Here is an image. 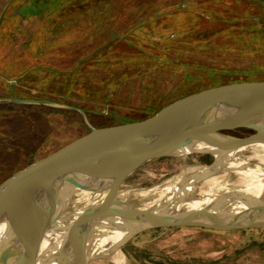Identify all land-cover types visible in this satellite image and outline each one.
<instances>
[{"label":"rangeland","instance_id":"rangeland-1","mask_svg":"<svg viewBox=\"0 0 264 264\" xmlns=\"http://www.w3.org/2000/svg\"><path fill=\"white\" fill-rule=\"evenodd\" d=\"M74 2L84 3L83 10L76 14L79 19L75 26L88 29V42L64 50L59 60L49 59L47 68L39 71L44 79L42 89L34 86V74L24 82H14L11 72L8 78L13 86L0 84V100L45 102L80 109L93 127L104 128L151 117L153 108L192 87H209L248 77L264 79V0H219L214 13L205 6L212 0H105L91 6L85 0ZM168 7L176 10L171 13ZM188 12H194L196 22L184 25L179 21ZM24 16L27 18L25 22L20 20V26L37 21L38 17L28 11ZM147 20L151 22L131 29L134 21ZM152 26L155 27L151 30ZM123 27L127 29L121 31ZM192 32L210 33L212 39L190 43L186 38ZM103 50L110 55L100 56V60L107 59V64L116 70L122 67L131 70L132 76L112 69L107 82L100 79L104 94L93 96V101L68 99L60 94L61 90H55L66 85L76 69L85 74L83 84L96 80L101 72L89 68L98 65V52ZM35 106L38 105L0 106V184L23 167L90 132L75 110ZM228 134L246 138L252 132L239 130ZM258 150L257 146L249 148L240 155L244 163L237 164L244 170L255 169L252 162L264 165L263 156L256 155ZM213 161L212 155L201 154L148 162L123 183L119 196L136 207L153 205L165 198L166 185L179 182L189 169L207 167ZM246 162L252 166H246ZM225 173L218 175L225 186L217 193L245 189L242 174ZM212 188L210 182L203 183L195 195L199 197L201 192ZM106 194V189L89 192L87 197L77 194L66 213L72 214L87 202L101 201ZM122 252L132 264H264V229L234 232L159 229L133 238ZM89 264L114 263L96 260Z\"/></svg>","mask_w":264,"mask_h":264},{"label":"water","instance_id":"water-1","mask_svg":"<svg viewBox=\"0 0 264 264\" xmlns=\"http://www.w3.org/2000/svg\"><path fill=\"white\" fill-rule=\"evenodd\" d=\"M10 104L75 110L90 132L23 167L0 184V264H7L11 250L21 243L28 246L10 264H89L96 260L118 264L112 260L117 252H122L133 238L153 230L264 229V197L224 201L217 197L197 209L187 205L196 200L195 191L208 177L230 171L237 162H243V152L264 145V81L201 91L172 102L143 121L104 128L93 127L80 109L0 100V106ZM239 130L252 134L246 138L228 134ZM201 154L212 155L214 161L202 176L196 177L197 172L183 175L176 184H180L178 193L187 192L181 199L175 192L149 209H141L120 198V187L146 163ZM105 189L107 194L101 201L87 202L72 214L66 213L77 194ZM113 207L121 208L114 214H104ZM65 218L67 230L60 247L54 249L53 245L34 254L47 227ZM108 236L117 240L106 242ZM99 238L104 241L98 243ZM125 257L127 264H132Z\"/></svg>","mask_w":264,"mask_h":264},{"label":"trees","instance_id":"trees-1","mask_svg":"<svg viewBox=\"0 0 264 264\" xmlns=\"http://www.w3.org/2000/svg\"><path fill=\"white\" fill-rule=\"evenodd\" d=\"M76 0H43L42 2L35 0H17L16 5H19L18 8L20 10H22V14L24 15L27 11L31 12L33 17L34 16H41V18L43 19V21L47 22L48 24V30L51 34L56 33V32H60L64 29H66L69 26H74L75 28L79 27V26H75V21L79 18L77 14V12H81L83 10L84 7V3L83 2H74ZM87 1V5L91 6L92 4H96L99 5L101 3H104L105 0H85ZM95 2V3H93ZM86 3V2H85ZM219 5V0H212L211 3H207L206 9L210 8V12L216 11L217 7ZM170 10V12L172 13L173 11H175V8H167V10ZM213 9V10H212ZM170 12H168L167 14H170ZM192 13L194 12H188V13H183L181 16V20L179 22L183 23L184 25H187L188 22L192 23L194 22V18L192 16ZM82 19L83 15L81 16ZM86 17V16H85ZM74 20V21H73ZM87 20V18L85 19ZM18 21V14H15L13 17H11V23L16 25V22ZM153 21V20H152ZM149 22H151L150 20L147 21H134L133 23L135 24V26H131V29L134 31L137 29V27H139L140 25L143 24H148ZM196 22V21H195ZM86 23H88L86 21ZM188 23V24H190ZM80 24V23H79ZM128 27H130L129 25H127ZM126 26V27H127ZM155 26H152L151 30L154 28ZM136 28V29H135ZM127 28L123 27L121 28V31L126 30ZM210 33H199V34H194L193 32L190 33V35H188V37L186 38L187 41H189L190 43L193 42H204V40L206 39H212V35H209ZM215 34V33H212ZM13 34L11 35V39H9V43L13 41V43L15 44L17 42L16 39L13 38ZM88 41L81 43V45H84L85 43H87ZM76 45H80V44H76ZM75 45L70 46L69 48H66L68 50L70 49H74ZM64 49V48H63ZM64 49V50H66ZM64 50L62 51L61 55L64 53ZM2 51V50H1ZM8 51H11V49H9ZM99 56H98V60L96 61V65H93L91 68L92 71H98L101 72L98 76L97 79H93L91 83L86 84V82L83 84V77H85V74H80L78 73V71H73V73L71 74V77L67 80L66 85H61L59 88H55V90L59 89L61 90L62 93L65 95L68 99L70 98H79L83 101H93V96H99V95H103L104 92H102L104 86L101 85L100 79L103 81L105 80V82H107L110 77H112V69H114L113 71H121V73L126 76V77H130L132 76V73L130 72L131 70H127L126 68L122 69H118L116 70L114 67L110 66L108 63V60L103 58L102 60H100V56H106V55H110L109 53H106V50L100 51L98 52ZM4 55L6 56L4 58ZM13 56L12 59L10 56ZM61 55L58 56L57 54H51V55H47L45 56L42 61V67L40 68V70H38L39 68H37L38 71H34V65H33V61H31V68L28 69L26 72L23 73L22 76H18V71L15 70H10L8 72L5 71H0V77L4 78V79H9L11 77V72H13V75L15 76V79H18L19 82L22 81H26V79H28L31 75H35L38 78H42L41 80L44 81L42 74L39 73V71L42 72V70L44 68H47V64H49V59L51 57H57L58 60L61 59ZM17 60L16 56L14 55V53L10 54H2L0 53V61H4L7 63H10L11 65ZM35 67H39V65H35ZM73 70V68H72ZM86 71H88V69H85ZM90 70V71H91ZM134 73L136 72V70H133ZM9 77V78H8ZM133 77H135V74L133 75ZM14 78L12 80H15ZM258 81H264V79H254V78H250L248 77L247 79H243L241 81H233L230 80L229 82H225V83H221L219 85H214V86H205V87H192L189 91H182L180 94L173 96L169 99V101L165 102L162 106H156L155 108H153L150 111V114H153L152 116H154L155 114H157L160 110H162L164 107L168 106L169 104H171L172 102L185 98L187 96L199 93L201 91H205V90H209L212 88H217V87H221V86H225V85H230V84H234V83H243V82H258ZM32 84V83H31ZM35 87H37L38 89H42L45 86H39V85H34ZM190 87V86H189ZM188 88V87H187ZM54 90V91H55ZM56 92V91H55ZM58 93V91L56 92ZM17 100V99H15ZM35 107H41V106H35ZM50 109V108H49ZM53 110V109H51ZM149 118V117H148ZM146 118V119H148ZM145 120V119H143ZM143 120H139V121H143ZM138 122V121H135ZM126 123V122H125ZM123 123V124H125ZM131 123V122H130ZM114 126V125H111Z\"/></svg>","mask_w":264,"mask_h":264},{"label":"crops","instance_id":"crops-1","mask_svg":"<svg viewBox=\"0 0 264 264\" xmlns=\"http://www.w3.org/2000/svg\"><path fill=\"white\" fill-rule=\"evenodd\" d=\"M3 2L5 3L3 4ZM16 3L17 0H0V53L10 54L11 51L7 49L12 48V53L17 58L12 65L0 61V71L17 70L20 77L31 68V61H33L34 71H38L42 67V59L45 56L51 54L60 56L64 49L88 41L90 33L83 26L77 28L69 26L60 32L51 34L47 22L43 21L40 15L37 17V21L33 20L32 23H24V26H20V20L25 22L27 17L21 13L22 10ZM15 14H18L16 25L11 23V17ZM85 21H88V18ZM12 34L13 38L17 40L15 44L13 41L9 43ZM35 65H39V67H35ZM37 68L39 69L37 70ZM41 79L35 76L34 85L43 86ZM0 80V84L4 87L13 86L10 79L0 77ZM12 81L19 82L18 79Z\"/></svg>","mask_w":264,"mask_h":264},{"label":"bare ground","instance_id":"bare-ground-1","mask_svg":"<svg viewBox=\"0 0 264 264\" xmlns=\"http://www.w3.org/2000/svg\"><path fill=\"white\" fill-rule=\"evenodd\" d=\"M256 146L259 148V150L256 151V155L257 156L262 155L263 157H261V158H264V145H256ZM252 163L254 166H256L255 169L250 168V169L244 170V169H242L243 167L240 164L239 165L237 164L236 167H232V169L230 171L225 173V175L231 174V173L242 174L243 178H241V179H242V184H245V189H243V190H240V189L238 190L237 188H236L237 190H228L227 189V190H224L223 192L217 193V190L220 187L225 186V184L220 183L221 179L218 176L211 175L203 183L210 182V184L213 185V188L210 190H207L205 192L204 191L201 192L200 196L197 197L195 201H192V203L187 204L188 207L191 209H195V208L197 209L203 205H206V204L213 202L214 199L217 197L223 198L222 199L223 201L228 200V199L233 200V199H235V197L236 198H246V197L247 198L248 197L249 198H260V197H264V165H263V162L257 161V162H252ZM207 170L208 169L206 167L201 166V167H195V168L189 169L186 173L191 174V173L197 172L199 174H197L196 177H199V176L204 175L203 173H206ZM179 183H178V185H176L177 183L175 185H174V183H170V184L166 185L165 186L166 188L164 189L165 193H163V194L165 196L168 194L169 195L175 194V192H177L180 188ZM88 193H89V191H83L81 193V195H85V197H87L86 195ZM179 193H178L180 195L179 199H181L182 197H184L186 195L187 192H185L184 190H181ZM80 199H82V198H80ZM128 202L129 201L126 200V203L128 205H132V204H129ZM234 205H237V204H234ZM151 206L152 205L144 206V207H138V208L149 209ZM119 208H121V207H119ZM119 208L113 207V209L105 211L104 214L105 213L108 215L114 214L117 212L116 209L120 210ZM99 214H100V216L104 215L103 213H99ZM66 222H67V218L61 219V220L57 221L56 223H54L52 225V227H50V228L47 227V229L45 230L46 233L43 235L44 237L40 241L38 248L32 252L34 254H36L38 252L42 253L46 249H50L53 245H56V246H54V249L59 248L61 245L62 239H63V235H64V233H66V230H67V223ZM2 232H3V229H0V233H2ZM116 240H117V238H113L112 236H108L106 242H109V241L115 242ZM98 241H99L98 243H100V242H103L104 239L99 238ZM27 246L28 245H25V243L24 244L21 243L19 248H16L15 251H14V249H12L11 251H13V252H11L9 258L6 260L7 264H10V262H12V260L14 261L17 258V256H19V254H21ZM50 260H51V258H50ZM112 260L114 262H117L118 264H127L126 257L124 255V253L121 251L117 252L115 254V256H113Z\"/></svg>","mask_w":264,"mask_h":264}]
</instances>
